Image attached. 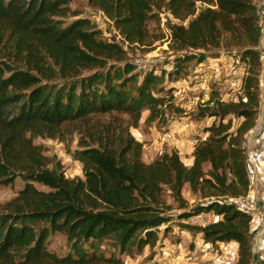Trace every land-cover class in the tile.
Listing matches in <instances>:
<instances>
[{"label":"trees","instance_id":"trees-1","mask_svg":"<svg viewBox=\"0 0 264 264\" xmlns=\"http://www.w3.org/2000/svg\"><path fill=\"white\" fill-rule=\"evenodd\" d=\"M261 1L86 0L127 47L151 45L147 21L153 8L165 6L176 21L165 26L175 50L217 48L223 41L239 49L245 66L240 93L228 101L211 93L199 113L211 122L201 126L193 163L185 166L175 150L144 163L143 144L130 128H137L144 109L154 115L172 104L173 88L159 95L165 84L178 80L188 63L206 64L205 55H184L168 72L142 70L114 36L103 39L90 18L71 12L69 0H0V186L16 179L24 184L0 208V264H124L123 257L155 246L158 229L171 221L165 192L186 208L185 185L208 201L178 219L217 215L196 229L200 238L214 249L236 244L235 264H251L252 216L231 200L248 192L244 142L259 108ZM98 117L112 121L91 123ZM232 118L240 122L233 125ZM67 126L85 133L71 152L82 179L50 169L32 142V136L55 139ZM49 233L66 237L67 254L47 251ZM107 242L117 254L102 251Z\"/></svg>","mask_w":264,"mask_h":264},{"label":"rangeland","instance_id":"rangeland-1","mask_svg":"<svg viewBox=\"0 0 264 264\" xmlns=\"http://www.w3.org/2000/svg\"><path fill=\"white\" fill-rule=\"evenodd\" d=\"M69 2L71 12L90 18L102 32L103 39L114 36L127 52L128 58L139 69L154 67L157 70L162 69L168 72L174 67L177 59H181L189 53L203 54L208 58L206 64L196 66L194 62H191L185 67L183 66V74L179 79L171 84H165L163 92L159 94L163 97L166 95L167 89L173 88L172 104L155 108L153 112L157 111V114L154 115H151L148 109H144L137 128H130L134 139L143 144L142 161L144 163H150L162 153L170 150L177 151L181 161L186 163L184 159L186 156L180 155L181 150L193 147L192 142L195 138L203 137L200 134L201 126L211 122V120H204L199 114L211 93H217L215 96L218 95L225 101L235 99L240 93L245 66L238 58L239 49L233 44H229V41H223L217 48L200 51L175 50L170 41L169 31L165 26L168 22L174 24L176 21L170 20L165 6H161L159 9L153 8V16L147 21V28L153 39L151 45L127 47L119 39L113 24L103 14L88 7L86 0H69ZM197 7L200 9L203 6L197 4ZM71 20L70 16L64 19L65 23ZM258 51L262 57L264 55L262 48ZM262 62L264 63L263 60ZM216 70L218 71L216 72ZM88 73L89 71H83L82 74ZM206 75H209V78H206ZM120 118L126 123L129 121L125 115H121ZM111 121L112 119L108 117H98L91 123L101 126ZM232 122L233 125H237L240 120L232 118ZM186 125L188 126L186 127ZM167 132L173 134L174 141L163 142L161 140L162 134ZM80 138H86L83 131H77L75 126H67L59 131L55 139L32 136V142L39 146L42 154L47 157L50 169L60 168L68 179H82L81 165L71 157V152L77 148ZM23 185L20 179H16L10 186H0V208L15 197ZM36 187L46 190L41 186ZM257 190L253 194V202L258 207L264 199L263 185H259ZM182 197L186 201L184 209L179 208L178 204L170 198L169 193L165 192V200L171 206L169 211L172 217L171 221L158 229V240L155 246L145 248L141 255L123 257L124 264H149L151 262L157 264H235L237 259L236 244L220 245L218 249H214L207 243L201 244L198 241L201 238L196 229L202 226L178 219L181 213L206 203L208 199L202 198L199 192L191 191L188 185L183 187ZM258 211L256 209V212ZM218 219L219 217L213 213L206 214L205 226ZM256 233L257 230L253 231L250 239L253 256L251 264H258V258L262 253V249L259 250V247H264V242L262 244L259 241ZM46 248L49 253L57 257L67 254L70 250L66 237L61 233H49ZM102 251L106 255L117 254L115 248L108 242L104 243Z\"/></svg>","mask_w":264,"mask_h":264},{"label":"built area","instance_id":"built-area-1","mask_svg":"<svg viewBox=\"0 0 264 264\" xmlns=\"http://www.w3.org/2000/svg\"><path fill=\"white\" fill-rule=\"evenodd\" d=\"M257 14L259 17L260 26V48L264 52V0L257 5ZM145 68V67H144ZM218 70H216L217 72ZM209 78V75H206ZM188 125H186L187 127ZM252 135L250 138H246L244 142L245 149V159H244V170L248 180V192L247 195L232 199V202L241 210L251 215L252 217L256 213V207L251 202L249 197V191L254 186L263 185L264 187V63L262 66V71L260 75V94H259V108L257 114V120L254 128L252 129ZM161 140L163 142L174 141L173 134L167 132L162 134ZM196 140L192 143L195 144ZM260 212L264 221V201L260 204ZM191 224L205 226V216L199 214L191 217L188 220ZM264 230V228H263ZM259 241L263 244L261 235L256 236ZM199 242L203 244V240L199 239ZM262 249V253L258 258V264H264V247H259ZM149 264H157L156 262H151Z\"/></svg>","mask_w":264,"mask_h":264},{"label":"crops","instance_id":"crops-1","mask_svg":"<svg viewBox=\"0 0 264 264\" xmlns=\"http://www.w3.org/2000/svg\"><path fill=\"white\" fill-rule=\"evenodd\" d=\"M252 131L249 132V134H247V137L246 138H250V136L252 135ZM193 147H191L190 149L187 148L186 150H181V153L180 155H183V156H186L184 157V159L186 160V163H183L185 166H191L192 163H193ZM183 162V160H182ZM258 186H254L251 191H249V197H250V200L251 202L254 204V206L256 207V209H258L259 211L256 212L254 214V216L252 217V227H251V230L252 231H255L257 230V236L261 235V239L263 240L264 242V222H263V217L261 215V212H260V206L257 207V204L253 202V197L258 190ZM264 199H262V202L263 203ZM260 204V203H259Z\"/></svg>","mask_w":264,"mask_h":264}]
</instances>
